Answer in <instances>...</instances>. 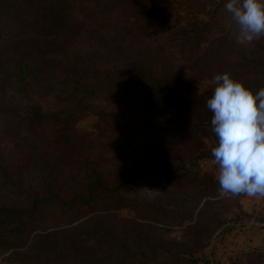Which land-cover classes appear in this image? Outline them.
I'll return each mask as SVG.
<instances>
[{
	"label": "trees",
	"instance_id": "16d2710c",
	"mask_svg": "<svg viewBox=\"0 0 264 264\" xmlns=\"http://www.w3.org/2000/svg\"><path fill=\"white\" fill-rule=\"evenodd\" d=\"M132 1L139 3L0 0L1 119H14L25 139L22 165L25 175H30L20 182L29 207L0 206V214L13 223L9 233L14 236L23 230L34 231L37 226H29L32 219L59 220L71 213L77 218L99 209L141 205L145 200L139 201L143 197L133 191L145 178L161 181L164 176L172 185L180 172L197 173L180 164L168 165L164 159L163 148L174 139H185L187 132L198 126L191 121L195 96L189 85L176 81L178 67L165 62L170 56L152 42L155 39L151 40L153 35L146 30L156 26L160 10H133ZM203 26L197 21L188 28L181 26L171 41L193 42L190 36L201 37ZM207 42L206 37L198 39L191 51ZM211 53L205 50L202 58L207 61ZM208 65L206 62L200 71H209ZM88 113L109 127L143 130L145 134L138 139L143 145L141 159L108 164L95 135L86 137L89 144H84L74 124ZM204 119L210 126V115L205 114ZM45 128L49 133H39ZM28 133L36 138L27 140ZM119 141L124 142V138ZM108 142L111 144L110 139ZM94 145L97 151L91 150ZM126 145L130 146L129 139ZM210 156L206 152L197 155L187 166ZM159 166L167 173L157 170ZM43 212H50V216L42 218ZM114 218L89 219L68 231L35 235L34 264H87L88 259V264H112L118 259L122 263L131 255L141 258L146 251L152 262L161 257V246L148 244L147 233L139 225L124 220L117 223ZM132 242L141 243V248ZM98 254L102 255L100 260ZM155 264H162V259Z\"/></svg>",
	"mask_w": 264,
	"mask_h": 264
},
{
	"label": "rangeland",
	"instance_id": "374dc122",
	"mask_svg": "<svg viewBox=\"0 0 264 264\" xmlns=\"http://www.w3.org/2000/svg\"><path fill=\"white\" fill-rule=\"evenodd\" d=\"M136 1L139 3H131L133 10H160L156 26L146 27V30L153 35L151 40H155L152 42L164 48L165 56H170L165 62L178 67L176 81L189 85L195 96L190 107L193 116L191 121L197 122L199 127L187 132L185 139H174L172 145L163 148L166 153L164 159L168 165L180 164L197 173L180 172L172 185L166 182L168 178L164 176L161 181L153 177L145 178L135 185L133 191L135 195L143 197L139 201H145L130 208L99 209L82 216L80 214L77 218H72L71 213L59 220L47 217L50 212H43L42 218H47L42 219V222L36 219L29 221V226L37 228L32 232H19L22 239L21 235L9 233L13 223L5 220L1 213L0 264H34L32 248L35 235L68 231L89 219L105 216H114L117 223L124 220L139 225L147 233L145 240L148 244L161 246L162 264H192L193 261V264H264V197H248L243 194L220 196L216 179L218 169L212 156L199 160L195 166H187L191 158L205 152L211 153L212 147L217 144L212 126L205 123L204 119L205 114L211 118L213 115L207 108V100L214 92V76L228 72L254 91L264 87V37L251 44H237V25L224 8L227 0ZM196 21L204 24L199 31L201 37L196 34L190 36L193 42L183 39L171 41L172 35L180 30L177 28H188ZM160 22L165 25H159ZM164 26L168 28L165 30ZM205 37L208 42L200 44L196 51H191L198 39ZM205 50L212 51L207 61L202 58ZM206 62L210 64L206 67L209 71H200ZM2 115L0 112V206L28 208L30 202L24 198L20 189L22 178H30L28 173L25 175L27 171L23 170L22 165L21 149L25 139L17 131L14 119L8 122V116L2 121ZM112 120L118 121L116 118ZM74 125L80 138L85 140L84 144H89L86 143V137L95 135V143L104 148L103 159L108 164L135 162L143 155V145L138 143L141 134H145L141 129L130 131L122 126L109 127L90 113L80 117ZM39 133H49V128ZM25 137L31 140L36 135L28 133ZM122 137L124 142L119 141ZM127 139L130 140L129 147L126 145ZM91 150L97 151L98 148L94 145ZM146 160L148 157L144 162ZM157 170L167 173L160 166ZM133 246L141 248V243L134 242ZM147 252H143L141 258L131 255V259L126 262L119 263L121 259H118L112 264H155L161 260L158 258L152 262V256L148 257ZM97 257L100 260L102 255L98 254ZM38 262L41 264V261ZM89 262L88 259L86 263ZM107 263L103 261L101 264Z\"/></svg>",
	"mask_w": 264,
	"mask_h": 264
},
{
	"label": "clouds",
	"instance_id": "9594fccd",
	"mask_svg": "<svg viewBox=\"0 0 264 264\" xmlns=\"http://www.w3.org/2000/svg\"><path fill=\"white\" fill-rule=\"evenodd\" d=\"M224 8L237 25V44L264 37V0H227ZM212 83L207 108L217 138L211 156L218 193L264 197V87L254 91L228 72L215 75Z\"/></svg>",
	"mask_w": 264,
	"mask_h": 264
}]
</instances>
